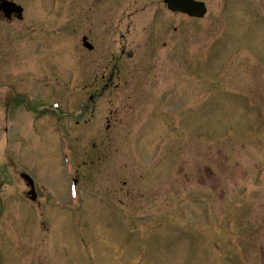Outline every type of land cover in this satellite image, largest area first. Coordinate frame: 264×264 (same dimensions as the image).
I'll list each match as a JSON object with an SVG mask.
<instances>
[{"label":"rangeland","instance_id":"1","mask_svg":"<svg viewBox=\"0 0 264 264\" xmlns=\"http://www.w3.org/2000/svg\"><path fill=\"white\" fill-rule=\"evenodd\" d=\"M16 1L23 16L0 20V264H264V0H202L201 19L162 0Z\"/></svg>","mask_w":264,"mask_h":264},{"label":"flooded vegetation","instance_id":"2","mask_svg":"<svg viewBox=\"0 0 264 264\" xmlns=\"http://www.w3.org/2000/svg\"><path fill=\"white\" fill-rule=\"evenodd\" d=\"M116 1L118 2V0H116ZM4 2H14V3H16V4H18V5H20L22 7V11H21V13H19L18 11H16V10L14 11L13 10V11H7V13H6L2 9H0V20L10 22V21H12L14 19H18V18H21L23 16V10L24 9H23V6L21 5V3H18L16 0H0V5L2 3H4ZM162 2H163V0H162ZM128 4L129 5L130 4L132 5L133 4V1L130 2V3H128ZM163 6L171 14H174V15L180 14V15H182L184 17H187V15L186 14H183V13H180V12H172L170 9H168V7L165 5V3H164ZM190 19H195V18H190ZM84 36L86 38L87 43H89L88 49L89 50L92 49L93 48L92 43L88 41L86 35H84ZM151 38H154V37H151ZM155 39H156V37H155ZM149 43H150V46H149V50H150L151 48H153V45L156 42L154 40H152ZM131 55H132V52L127 51L124 46H122L120 48V51H119L118 54H114L113 53V54L110 55L109 63L111 65V68H110V72L108 74V77L105 79V73H103L100 76V78H99V81H103V85H102V88H101V92L102 93L105 92V91H107V90H110V93L113 94L112 92L115 93V91H117L119 89V86L120 85L118 84V82H116V83L114 82L115 81V76L116 77L119 76V74H118V72H119V64L122 62V59H123L124 56H126L127 58H130ZM109 87H111V88H109ZM92 96H93L92 94L89 95V102H93L94 101ZM27 102H28V100L26 99V97H24L23 103H25V107L26 108H29L30 106H28V103ZM38 104H40V103H32V105H31L32 109L35 108V112H38L37 111ZM84 112H85V108L83 106L80 107L78 109V116L79 115L82 116L84 114Z\"/></svg>","mask_w":264,"mask_h":264},{"label":"water","instance_id":"3","mask_svg":"<svg viewBox=\"0 0 264 264\" xmlns=\"http://www.w3.org/2000/svg\"><path fill=\"white\" fill-rule=\"evenodd\" d=\"M164 1L171 9L181 10L191 16L202 17L206 12L205 5L202 2H196L193 0H164ZM83 41H85V38H83ZM85 45L87 46V43H85ZM20 177L30 188L27 194L29 198L33 200L35 198V193H34V183L32 178L25 172H21Z\"/></svg>","mask_w":264,"mask_h":264}]
</instances>
